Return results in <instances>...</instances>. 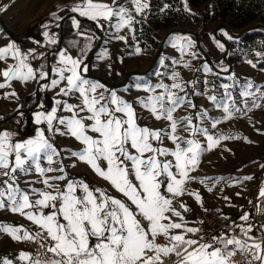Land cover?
I'll list each match as a JSON object with an SVG mask.
<instances>
[{
    "label": "snow or ice",
    "instance_id": "6c2138e0",
    "mask_svg": "<svg viewBox=\"0 0 264 264\" xmlns=\"http://www.w3.org/2000/svg\"><path fill=\"white\" fill-rule=\"evenodd\" d=\"M128 2L137 15L149 7L147 0ZM185 10L188 11L186 3ZM70 11L94 21L100 28L104 27L101 21H105L116 32L124 28L132 31L135 23L132 11L117 0H112L111 4L104 0H79ZM52 16L60 19L56 13ZM72 25L78 35H85L75 17ZM224 35L229 40L234 39L227 32ZM43 36L51 44L57 43L48 31ZM118 38L125 40L123 36ZM172 40V46L178 48L181 55L193 47L187 37L176 35ZM217 46L224 48L219 42ZM101 55L107 56V53ZM58 57L56 66L51 69L56 78L50 79L44 64L39 68L31 66L30 61L37 58L34 49L23 51L15 42L0 47V62L14 61L0 70L5 81L0 83V89L10 87L13 80L22 83L48 81L41 85V90L58 88V97L75 96L79 101L72 104L54 99L50 110L35 112L34 123L44 127H37L29 138L17 139L18 133L0 130V210L20 214L37 227L33 233L22 226L0 223V233L17 241L38 244L40 251L35 256L22 251L17 259L22 264H166V261L170 264H264V225L259 226V237L251 235V224H241L235 226L239 228V235L222 232L206 240L199 228L189 226L186 221L183 212L190 210L188 206L181 203L178 208L174 207L176 198L185 194L188 182L194 179L190 173L198 167L201 153L225 139L194 125L191 116L175 119L174 113L184 104L195 107L186 96L174 91H184L183 84L176 82L179 74H171L174 83L170 86L147 80L136 82L137 89L148 93L138 99L142 108L154 119L169 122L168 130L150 129L139 125L132 104L115 91L106 89L104 84L85 77L88 67L83 57L73 58L65 51H60ZM203 71L210 73L212 69L205 64ZM261 87L264 86H255L251 80L243 85L234 81L224 83L219 85L223 89L222 96L218 99L214 94L208 99L217 109H222L223 119L227 120L234 112L241 111L234 98L237 88L248 109L259 107L258 100L264 101ZM8 95L16 96V93ZM249 98H252L250 105ZM39 107L43 109L44 105ZM63 112L70 115L58 114ZM197 115L203 120L207 112ZM220 122L212 121L211 126L215 128ZM180 124L185 125L184 130L191 138L176 135ZM57 134L79 142L82 147L71 152V157L88 165L124 199L83 180L68 179L62 150L52 142ZM196 135L206 138V149L195 139ZM165 138L172 142V149L164 146ZM53 164L60 166L54 168ZM52 172L60 175L48 176ZM30 174L39 175L41 179L25 183L39 182L45 187L22 189L20 176ZM53 181L67 182L61 188ZM188 194L197 202L201 201L198 193ZM33 196L38 198L32 199ZM259 197L264 198V188ZM259 213L264 215V208H260ZM239 219L248 222L249 214ZM0 264H13V260L0 258Z\"/></svg>",
    "mask_w": 264,
    "mask_h": 264
},
{
    "label": "rangeland",
    "instance_id": "374dc122",
    "mask_svg": "<svg viewBox=\"0 0 264 264\" xmlns=\"http://www.w3.org/2000/svg\"><path fill=\"white\" fill-rule=\"evenodd\" d=\"M73 2H79V0H0V47L15 42L23 51L34 49L37 58L31 60L30 63L33 68H39V58L43 55V52L37 47H23L13 36L26 37L33 43L39 45H43L44 43L51 44L43 36V33L48 31L49 35L54 36L56 39L58 19L53 17L52 14H57L61 9H66L71 15H76L70 11ZM104 2L111 4L112 0H104ZM117 2L120 5H125L132 11L133 5L128 0H117ZM147 2L149 4L148 0ZM185 3L188 11L185 10ZM148 9L140 15L132 11L135 23H139V34L146 43L144 48H140L138 43L133 40L128 28L116 32L107 22L104 24L103 30L106 38V46L99 53V57L105 59L107 64L112 59H115V57L110 56H119L118 59H120L119 62L121 64L118 69V75L121 81L118 85L122 84L126 79V82L117 88H110L106 85L105 87L106 89L115 91L128 103L133 105L139 117L138 123L140 126H146L150 129L168 130L169 122L154 119L152 114L143 109L138 103V99L146 97L148 93L137 89L135 84L138 81L142 82L147 80L152 84L163 82L170 86L174 83L170 79L171 74L178 73L179 80L176 82L183 84L184 91H174H177L180 96H186L195 107L187 103L184 104L174 113L175 119L180 120L183 117L191 116L194 125L208 129L209 134L213 136H224L225 139H222L211 150H205L201 153L198 167L190 173V176L194 179L188 182L185 194L176 198L174 207L178 208L181 203L187 205L190 210L183 212V215L189 226L195 228L200 223V214L204 209L212 206L225 208L231 223L238 233L239 229L235 226L240 221L235 222V216L230 209L234 208L235 211H240V209L246 211L247 209V214H249L247 224L253 226L251 235L259 237L261 236L259 226L264 225V215L259 213V209L264 208V198L250 193L253 184L252 179L245 180L244 177H251L255 172L256 159L264 151V101H257L260 104L259 107L245 109L242 99L239 96V89L237 88L234 91V98L241 111L234 112L230 119L224 120L222 109H217L208 97L215 94L219 99L223 94V89L219 88V85L224 83L232 84L233 81L238 85H243L248 80H251L255 86H264V68L257 67L259 63L264 61V37L254 36L248 41L232 44L231 61L234 73L229 78H216L211 72L205 73L203 71L204 64L201 63L200 55L194 46L187 49L181 55L178 48L172 46V37L176 35L170 36L162 44L161 40L164 34L170 29L194 30L199 32L210 50L214 54L219 55L220 50L211 39V28L218 20H224L233 28H237L234 19L226 17L212 21L204 20L203 5L194 7L189 5L187 0H181V4L176 7L177 15L171 22L162 20L155 25L147 20ZM165 9L164 5L160 6V16ZM141 23H144V25ZM45 25L48 26L45 27ZM120 36L125 37V40L119 39L118 37ZM147 37H149L150 41L147 40ZM160 44L161 46H159ZM109 46L111 47L109 48ZM158 47H160V53L155 59ZM137 48L140 49L139 52L136 51ZM104 52L107 53V56L101 55ZM122 53H125V62L121 58ZM162 60L163 64H161ZM173 60L179 61V63L173 64ZM12 63L14 61L11 59L7 63L0 62V70H3L8 64ZM53 63L54 61L51 63V69ZM185 65L188 66L186 67ZM101 69L102 73L99 74L101 77L99 75L98 77L106 82L108 77L112 75V68L98 67L97 72H100L99 70ZM49 77L50 79L56 78L52 71H50ZM93 77L95 76L88 78H91L93 81H98L95 79L96 77ZM3 82H5L4 78L0 76V83ZM37 86L38 83L36 81L22 83L18 80H13L11 81L10 87L0 89V120L3 119V115L15 112V115L9 119L11 121L9 127L19 131V138H29L32 136L29 128L34 126V124L26 122L25 126H22V117L25 116L21 114H29L41 108L38 106L31 112H22L20 108L23 99L31 95ZM58 90V88L47 89V97L50 101L52 98L64 99L72 104L79 103L75 96L58 97L56 95ZM229 90L232 91V89ZM13 91L16 93V96H9L8 94ZM261 91H264V87H261ZM196 93H202V95H197ZM251 102L252 98H249V105ZM43 109L47 108L44 107ZM203 111L207 112V117L201 120L197 114ZM58 114L64 116L70 115L66 112ZM216 120H220L221 122L213 128L211 122ZM3 125L0 124V129ZM184 127V124H180L176 135L191 138L189 132L184 130ZM195 139L206 149L207 141L204 136L196 135ZM52 142L58 150H62L61 157L63 158L68 179L83 180L90 186L103 188L109 191L111 195L124 199L121 194L111 188L107 181L98 177L88 165L78 162L75 158L71 157V152L79 151L82 147L74 138L57 134L53 136ZM164 146L169 149L174 147L172 142L167 138L164 140ZM73 164L76 166L72 167ZM59 166V164L52 165L54 168H58ZM56 175H60V173H48V176ZM40 179L41 177L35 174L27 176L21 175L19 184L25 190L32 187L43 189L45 186L42 183H25L26 181H39ZM66 182L53 181L54 184L59 185L61 188H63ZM189 192L198 193L201 201L197 202L194 196L188 194ZM226 197L227 199H225ZM36 198L38 197H32V199ZM228 204L231 207L230 209L225 207ZM14 222L19 223L24 229L26 227L29 228L33 233L37 231V227L20 214H14L7 209L0 210V223L15 227ZM20 245L21 241L12 239L8 234L0 233V257L11 258L18 255L22 252Z\"/></svg>",
    "mask_w": 264,
    "mask_h": 264
},
{
    "label": "trees",
    "instance_id": "16d2710c",
    "mask_svg": "<svg viewBox=\"0 0 264 264\" xmlns=\"http://www.w3.org/2000/svg\"><path fill=\"white\" fill-rule=\"evenodd\" d=\"M150 7L148 9L147 20L148 22L157 25L162 20L165 22H171L177 15L176 7L181 4V0H148ZM188 4L194 7L204 6L203 19L207 21L216 20L218 18H233L237 28H240L256 18H264V0H187ZM168 5V7L161 13L160 6ZM58 29L56 34V44L43 45L35 44L26 37L13 36L17 41L21 43L23 47L35 48L37 47L43 55L39 58V65L44 64L45 70L51 71V63L54 61L58 50L61 47L66 48L71 56H75L77 51H85L86 57L83 61L88 67L87 73L84 75L92 77L90 72V64L93 56L99 50L102 41V31L96 25L95 22L88 19L80 18L77 15H71L66 9H61L57 14ZM75 17L79 20L81 28L80 31L85 35H78L77 30L73 28L72 18ZM144 25V23H141ZM139 23L133 24V40L138 43L140 48H144L146 43L139 34ZM89 36L92 37L89 40ZM254 36L246 37L243 41H248ZM147 40L150 41L149 37ZM242 41V42H243ZM258 68H264V61L257 65ZM95 78V77H93ZM96 79V78H95ZM48 83V81H40L36 90L29 96H27L21 102L20 110L22 112H31L35 110L40 104H43L45 108H51L52 104L47 97V90H41V85ZM15 112L3 115V119L0 123L9 121ZM16 226H21L19 223H13Z\"/></svg>",
    "mask_w": 264,
    "mask_h": 264
},
{
    "label": "water",
    "instance_id": "95a60500",
    "mask_svg": "<svg viewBox=\"0 0 264 264\" xmlns=\"http://www.w3.org/2000/svg\"><path fill=\"white\" fill-rule=\"evenodd\" d=\"M223 30V31H221ZM224 32H227L234 39L229 40ZM211 39L216 45V47L220 50V54H214L207 44L202 39L199 32L190 30V29H170L168 30L162 40L161 44L165 42L172 35H179L187 37L191 40L195 50L200 55L201 63L204 65L207 64L211 69V73L216 78H229L234 73L233 64L231 61V45L241 43L246 37L252 35H259L264 37V19L261 17L256 18L254 21L240 27L233 28L229 23L224 20H218L211 28ZM222 43L224 45L223 49H220L217 46V43ZM161 44L159 46H161ZM160 53V47H158L157 53L155 55V59L158 57ZM227 69V71H222V69ZM98 81L106 85L110 88H117L120 85H123L126 82V79L122 84L112 85L108 84L105 81L96 77ZM256 169L255 172L251 175L252 177V186L250 189V193L253 195H259V192L262 188H264V151L262 154L256 159Z\"/></svg>",
    "mask_w": 264,
    "mask_h": 264
},
{
    "label": "crops",
    "instance_id": "0c3cea01",
    "mask_svg": "<svg viewBox=\"0 0 264 264\" xmlns=\"http://www.w3.org/2000/svg\"><path fill=\"white\" fill-rule=\"evenodd\" d=\"M76 3H78V2H73L72 4H71V6L73 7ZM69 6V5H68ZM74 14H76V15H78L77 13H74ZM79 16V15H78ZM80 17V16H79ZM84 18V17H83ZM85 19H87V18H85ZM91 21V20H90ZM94 22V21H93ZM101 23L104 25L106 22L105 21H101ZM100 28V27H99ZM101 29V31L103 32V38H102V41H101V45H100V47H99V50L96 52V54L93 56V58H92V60H91V64H90V72H91V74H92V76H95V77H97V78H99V79H101L100 77V73H102V69L101 70H99L100 72H97V68L98 67H100V68H112V71H111V74L112 75H110L109 77H108V80H106V83H108V84H112V85H115V84H118L120 81H121V78L119 77V75H118V69H119V66H120V64H121V62H119L120 61V59H118L119 58V56H117V55H113V56H110V57H115V59H112L110 62H108L107 64H106V62H105V59H103V58H100L99 56V53L104 49V47L106 46V38H105V34H104V30H103V28H100ZM130 35H131V37H133V30L132 31H130ZM112 46V45H111ZM111 46H109V48L111 47ZM60 51H65L66 52V54H68V55H70L71 56V54L69 53V51L66 49V48H64V47H61L59 50H58V52H57V55H56V57H55V59H54V63H53V67L54 66H56V64H57V61H58V59H59V57H58V53L60 52ZM125 54V53H124ZM124 54L122 53L121 54V58L123 59V62H125L124 61ZM73 57V56H72ZM77 57H83V61H84V59H85V57H86V54H85V51H83V50H79V51H77V53H76V55L73 57V58H77ZM99 60V61H98ZM102 63V64H101ZM112 72H114V73H112ZM98 75L100 76V77H98ZM86 78H88V77H86ZM88 79H90V80H92L91 78H88ZM54 98V97H53ZM51 104H52V106H54V99H52L51 98ZM51 106V107H52ZM51 109V108H50ZM42 110H49V109H42ZM41 109H39V110H37V111H42ZM37 111H34V112H31V113H23V114H21V115H23V116H25V117H22V126H25V124H26V122H28V123H31V124H34V126H31L30 128H29V130H30V132H31V135L33 136V134H34V129H36L37 127H44V125H40V126H37L35 123H34V113L35 112H37ZM0 124H4L3 126H2V128L0 129V130H10V131H12V132H15V133H18V136H17V139H26V138H28V137H21V138H19V131L18 130H13V129H11L10 127H9V124H11V121L9 120V122L7 121V122H4V123H0ZM230 205L228 204V205H226L225 207L226 208H228V209H230L231 207H229ZM223 210H225V211H227L225 208H222ZM230 210H232V213L234 214V219H235V222L236 221H240V223H242V224H244L245 226H247V222H244V221H241L239 218L243 215V214H245V213H247V209H246V211H244V210H241L240 209V211H235V209L234 208H231ZM239 222H237V225H239L240 224ZM26 229L27 230H29L30 232H32L29 228H27L26 227ZM239 229V228H238ZM17 256L18 255H16V256H13V257H11V258H9V257H7V258H9V259H12L13 260V264H22V262H20L18 259H17ZM0 258H4V257H0Z\"/></svg>",
    "mask_w": 264,
    "mask_h": 264
},
{
    "label": "built area",
    "instance_id": "2783aa9c",
    "mask_svg": "<svg viewBox=\"0 0 264 264\" xmlns=\"http://www.w3.org/2000/svg\"><path fill=\"white\" fill-rule=\"evenodd\" d=\"M196 228L200 229V235H202L206 240H211L212 236L218 235L222 232L235 235L240 234L231 223L228 213L222 208L215 206L204 209L201 212L200 223ZM158 242L162 243L163 241ZM20 250L33 256L40 251L38 244L26 241H21ZM166 264H170V261H166Z\"/></svg>",
    "mask_w": 264,
    "mask_h": 264
}]
</instances>
